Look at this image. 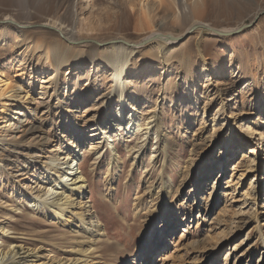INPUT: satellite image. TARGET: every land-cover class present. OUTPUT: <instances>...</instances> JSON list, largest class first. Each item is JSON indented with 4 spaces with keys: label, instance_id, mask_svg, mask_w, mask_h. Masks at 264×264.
<instances>
[{
    "label": "rangeland",
    "instance_id": "1",
    "mask_svg": "<svg viewBox=\"0 0 264 264\" xmlns=\"http://www.w3.org/2000/svg\"><path fill=\"white\" fill-rule=\"evenodd\" d=\"M192 1L181 7L176 0H0V20L15 21L0 22V77L31 94L23 98L30 109H16L25 112L23 122L0 123L2 248L14 242L19 257L42 245L50 262L71 256L77 237L31 206L26 186L35 185L41 162L56 145H68L70 133L94 134L114 88L103 60L87 59L76 72L69 64L55 69L38 42L60 34L54 24H73L81 44H101L123 35L135 42L152 31L177 35L197 19L239 30L211 35L198 26L166 56L155 50L144 59L140 49L126 67L123 91L139 100L141 124L147 115L160 119L166 142L121 129L104 157L79 154L86 198L104 232L92 263L264 264V0H201L194 13ZM97 22L101 27L89 30ZM116 102L114 96L108 104ZM1 110L0 103V116ZM143 143L148 147L137 161ZM113 148L119 165H109ZM166 180L173 181L168 199ZM164 233L171 242L163 243Z\"/></svg>",
    "mask_w": 264,
    "mask_h": 264
},
{
    "label": "bare ground",
    "instance_id": "2",
    "mask_svg": "<svg viewBox=\"0 0 264 264\" xmlns=\"http://www.w3.org/2000/svg\"><path fill=\"white\" fill-rule=\"evenodd\" d=\"M176 1L181 7L186 5L184 0ZM192 2L191 12L194 13L202 6V2L201 0H193ZM5 18L4 20L1 19L0 22H15L14 20L7 19V17ZM194 25L197 27H204L211 35H213L214 32L222 33V35H229V33L232 34V32L239 30L236 28L234 31L229 32V30L233 28L218 29L195 19L177 35L152 31L150 33L152 35H149L148 38L138 39L135 42L130 41L127 36L123 35L117 39H109L105 42H101V44H81L79 43V36H77L73 24H63V26L54 24L53 27L60 34H46L47 37L53 38V41L38 42L40 49H43L44 58L47 59L50 66L55 69H59L61 65L69 64V66L73 68L72 71L76 72V69L78 70L80 68L78 65L86 63L85 61H87V59L92 60L93 58H98L103 60L104 65L102 67H111L110 74L114 82V88L109 94L111 97L104 103L105 105H109L107 113L104 114V118H101L93 124L94 134L85 136L82 134L83 132L81 133L79 130L77 131V135L70 133L68 135L69 138H67L68 145H56L52 149L51 154L45 157V162H41L43 173L38 175L37 180L34 181L35 185L32 187L31 185L26 186L28 192L31 191V206L35 209L44 208L43 210L45 213L52 214L63 227L67 226L69 232L74 233L77 237L75 241L76 245H74L70 251L71 256L59 259V261L56 262H50L51 256L41 252L43 246L36 245L32 248L30 246L27 247L24 251L25 254L18 257V253L15 252L17 248L16 244L14 242H9L7 243V248H2L4 243H2V239L0 238V264H36V261H39L37 264H93L92 261L95 260L94 256L96 257L95 254H97L95 252L96 247L93 245L103 239L104 232L101 221L93 213L92 207L86 198L85 189L87 178L78 166L80 162L79 154L84 150H89L96 158L101 156L104 157V148L108 144H111L110 138L113 134H117V136L120 137L122 135L120 133L121 129L126 130V132L130 134L132 131V134H134V132L140 130L144 140L146 139L150 143L154 137L158 138L157 143L159 140L163 139L162 136L166 134L160 132V119H155L153 115H147L144 119V124H141L143 108L139 109V100L127 96L123 91L126 77L129 74L126 72V67L129 61H131V58H129L131 54L135 53L137 50L140 51V49L144 50V59L152 56L155 50L161 54L162 57L166 56L169 52L168 48L178 42ZM100 27L101 25L98 22L93 23L90 25L89 30ZM80 30H82V28H80ZM99 38L103 37L101 36ZM146 45L150 47L143 48V46ZM134 62L132 59L131 63L133 64ZM202 63L203 69L209 68V63H207L206 60L202 61ZM69 66L68 68H70ZM55 79L56 77L54 76L52 78L47 77L42 80V83L54 81ZM24 96H26L25 99H28L31 94H29V91L26 90L22 84L18 83L12 86L6 79L2 76L0 77V103L2 104L0 123L3 124V127H16L18 123L23 122L22 117L26 115L25 112L22 113L21 110L18 111L16 109L26 104V100L23 99ZM114 96L118 97V102H116L115 105L114 103L108 104ZM148 105L145 104L144 108H148ZM25 106L27 110L30 109L28 105ZM21 114L23 115L22 117H20ZM15 119L18 121H15ZM68 121L69 124H71L72 118H69ZM235 123L236 126L237 122ZM263 135L264 132H261L262 137ZM161 141L162 143L166 142L164 139ZM145 145L146 143L140 144L136 151L137 155L135 156V160L138 161L140 159H138V157L145 153L144 151L148 147V145ZM84 147H86V149ZM152 152L153 155H151V157L157 154L158 149ZM111 156L113 159L109 161V165L111 163L119 165L118 162L121 159L117 158L118 153L114 148L111 149ZM32 157L31 155L29 156V158ZM172 184V180H166L161 185L165 199H168L171 195ZM144 203L145 202H143V204ZM139 204L142 205L141 203ZM150 208L151 207H149L148 210H150ZM3 230L4 227L0 226L1 235L4 233ZM162 239L163 243L167 244L171 242L169 236H166L165 233ZM160 246L161 243L159 241L158 247ZM149 252H151V250H149Z\"/></svg>",
    "mask_w": 264,
    "mask_h": 264
},
{
    "label": "water",
    "instance_id": "3",
    "mask_svg": "<svg viewBox=\"0 0 264 264\" xmlns=\"http://www.w3.org/2000/svg\"><path fill=\"white\" fill-rule=\"evenodd\" d=\"M246 26V25H245ZM195 28H198L197 26H193L190 30H193V29H195ZM204 28V27H203ZM222 34V33H221Z\"/></svg>",
    "mask_w": 264,
    "mask_h": 264
}]
</instances>
